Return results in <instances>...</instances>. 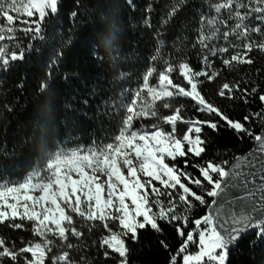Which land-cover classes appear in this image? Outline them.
Instances as JSON below:
<instances>
[{
  "label": "snow or ice",
  "instance_id": "1",
  "mask_svg": "<svg viewBox=\"0 0 264 264\" xmlns=\"http://www.w3.org/2000/svg\"><path fill=\"white\" fill-rule=\"evenodd\" d=\"M188 2L177 0L163 23ZM58 7L59 0H0V42L15 39L18 31L43 40V22L50 13L57 14ZM128 7L135 10L131 3ZM151 10L149 4L146 11ZM193 11L198 27L192 47H199V69L187 58L164 59L161 70L148 67L109 142L70 150L57 145L44 172L0 182V225L26 230L33 237L21 238L17 246L0 236V264H133L131 245H138L141 233L148 231L169 253L168 264H230L231 250L246 234L255 231L257 239L264 238V82L241 78L219 87L217 95L230 102L228 108L243 106L240 118L204 93V86L222 70L251 66L256 63L254 52L264 54V0H214L206 10ZM145 24L151 27L147 20ZM98 39L93 31L81 42L91 49ZM18 48L9 53L6 44L0 46V68L7 70L10 62L25 59V48ZM150 59H163L159 48ZM154 75L158 82L153 86ZM49 88L45 79L38 91ZM179 98L190 102L194 114H187L185 104L175 103ZM158 105L170 114L161 116ZM146 118L160 123L150 129L134 127L135 121ZM205 128L217 134L224 128L256 147L234 156L230 167L228 159H205L215 143L204 134ZM200 209L204 214L197 217ZM165 226L179 240L174 251L159 239ZM92 236L98 240L84 243Z\"/></svg>",
  "mask_w": 264,
  "mask_h": 264
},
{
  "label": "trees",
  "instance_id": "2",
  "mask_svg": "<svg viewBox=\"0 0 264 264\" xmlns=\"http://www.w3.org/2000/svg\"><path fill=\"white\" fill-rule=\"evenodd\" d=\"M176 2L59 0L58 13H50L43 22V40H33L32 34L25 36L18 31L15 39L0 42V46L7 45L9 53L18 52V45L25 48L23 61L10 62L7 70L0 68V182L22 181L32 171L44 172L57 145L68 150L109 142L117 134L125 108L133 93L141 87L148 67L155 65L161 70L164 59L187 58L199 69V47H192L198 27L193 9L206 10L208 3L214 0H189L164 24L167 12ZM130 3L135 10L129 9ZM149 4L152 6L150 12L146 11ZM73 11L77 13L75 18L70 16ZM17 27L24 26L18 24ZM93 31L100 39L90 49L81 38ZM157 48L163 59L152 61L150 57ZM57 53L62 55L57 58ZM252 56L255 64L240 66L234 71L222 70L215 81L206 84V97L228 108L230 102L217 95L222 83L232 84L241 78L264 82V54L254 52ZM216 66L221 67L219 60ZM45 79L50 88L40 93L39 83ZM157 82L154 75L150 83L154 86ZM84 100L88 101L87 105ZM175 103L185 104L187 114H194L188 107L189 101L179 98ZM157 107L161 116L170 114L169 110ZM250 107L256 110L258 105ZM228 110L234 118L244 114L239 103ZM201 118L205 117L201 114ZM156 123L160 121L146 118L135 121L134 127L150 129ZM162 126L167 128V125ZM183 128L179 125L180 130ZM204 134L215 141L209 145L205 159H228L231 164L234 156L248 153L254 145L247 138L238 140L224 128L219 134L205 128ZM215 152H226V155H215ZM189 170L195 171L190 167ZM204 211L200 209L195 215L199 217ZM165 227V235L159 239H165L174 251L179 240L172 229ZM0 236L16 241L17 246L21 238L33 239L28 231L13 230L7 225H0ZM157 239L150 231L141 233L139 244L131 245L135 249L130 257L133 264H168L169 253L160 247ZM93 240H98V236L88 237L84 243L91 245ZM251 241L255 243L250 244ZM73 256L78 258L79 253L74 251ZM230 264H264V238L257 239L255 232L244 236L231 250Z\"/></svg>",
  "mask_w": 264,
  "mask_h": 264
},
{
  "label": "water",
  "instance_id": "3",
  "mask_svg": "<svg viewBox=\"0 0 264 264\" xmlns=\"http://www.w3.org/2000/svg\"><path fill=\"white\" fill-rule=\"evenodd\" d=\"M255 147H256V145L254 144L253 147H252L250 150H248V152L252 151ZM246 154H247V153H246ZM246 154H241V155H246ZM238 156H240V155H238ZM233 162H234V161H233ZM230 166H231V164H230ZM230 166H229V167H230ZM253 232H255V231H250V232H249L248 234H246V235H250V233H253ZM246 235H245V236H246ZM238 243H239V242H238Z\"/></svg>",
  "mask_w": 264,
  "mask_h": 264
},
{
  "label": "rangeland",
  "instance_id": "4",
  "mask_svg": "<svg viewBox=\"0 0 264 264\" xmlns=\"http://www.w3.org/2000/svg\"><path fill=\"white\" fill-rule=\"evenodd\" d=\"M68 150H70V149H68ZM51 163H52V161L49 163V166L51 165Z\"/></svg>",
  "mask_w": 264,
  "mask_h": 264
}]
</instances>
